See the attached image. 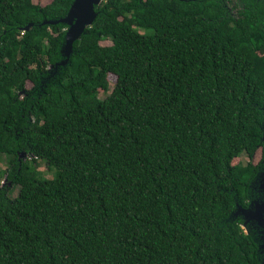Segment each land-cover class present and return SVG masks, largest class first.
<instances>
[{
	"label": "trees",
	"instance_id": "1",
	"mask_svg": "<svg viewBox=\"0 0 264 264\" xmlns=\"http://www.w3.org/2000/svg\"><path fill=\"white\" fill-rule=\"evenodd\" d=\"M71 2L0 0V264H262L264 0Z\"/></svg>",
	"mask_w": 264,
	"mask_h": 264
},
{
	"label": "water",
	"instance_id": "2",
	"mask_svg": "<svg viewBox=\"0 0 264 264\" xmlns=\"http://www.w3.org/2000/svg\"><path fill=\"white\" fill-rule=\"evenodd\" d=\"M100 0H72L67 12L63 17L54 20H44L42 23H65V33L61 54L67 58L71 52L72 41L78 38L85 26L89 25L94 17L93 6ZM28 26L25 27L27 29ZM64 61L62 60L61 63ZM59 62V64H61ZM57 65V64H55ZM51 65L48 66L50 68ZM24 154V152H21ZM255 185L252 186L254 195L249 199L246 208L237 207L235 213H239L243 218L242 227L245 231L252 230L257 235V240L263 254L264 264V171H260L255 176ZM261 214V218H260Z\"/></svg>",
	"mask_w": 264,
	"mask_h": 264
},
{
	"label": "rangeland",
	"instance_id": "3",
	"mask_svg": "<svg viewBox=\"0 0 264 264\" xmlns=\"http://www.w3.org/2000/svg\"><path fill=\"white\" fill-rule=\"evenodd\" d=\"M34 3H37V4H45L46 2H48L49 0H32ZM109 41L108 40H103V41H100V44H108ZM107 80H108V87L109 89L111 88L113 82H114V76L112 74H107L106 76ZM30 84L28 82H26L25 84V87H29ZM105 95V93L102 91V90H98V96L99 97H103ZM19 157L23 158L24 157V154L22 153H19ZM258 157H259V149L256 150L254 156H253V161L256 162L258 160ZM246 160V157L245 155L243 154H240L238 157H235V158H232L231 160V163L232 164H235V163H243L244 161ZM5 166V163H4V159L2 158L0 160V169H3ZM38 169L40 170V173H41V176L44 177V178H49L52 176V171L45 168V166L42 164V163H39V166H38ZM7 182L4 181V179H2V181H0V185H6ZM15 192H16V188H12L11 192H10V195H15ZM259 212H263L264 214V211L263 210H259ZM260 218H261V214H260Z\"/></svg>",
	"mask_w": 264,
	"mask_h": 264
}]
</instances>
